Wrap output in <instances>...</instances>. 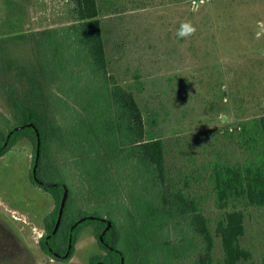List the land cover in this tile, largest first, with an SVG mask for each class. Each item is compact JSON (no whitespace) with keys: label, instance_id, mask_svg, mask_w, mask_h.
Masks as SVG:
<instances>
[{"label":"trees","instance_id":"obj_1","mask_svg":"<svg viewBox=\"0 0 264 264\" xmlns=\"http://www.w3.org/2000/svg\"><path fill=\"white\" fill-rule=\"evenodd\" d=\"M69 13L72 18L63 28L64 51L54 49L56 55L61 50L65 59L55 66L54 75L51 61L47 59L44 66L41 61L43 51L46 57L53 56L52 30L42 31L35 39L39 52L33 59L14 54V45L27 42L26 32L16 29L0 36L1 85L14 118L9 125L8 117L2 115L0 144L12 126L33 121L41 136L38 176L68 187L60 224L49 239L53 250L62 252L71 224L92 214L112 222L104 239L116 250L97 239L106 252L91 256L90 264L97 260L119 264V252L123 264H213L210 218L201 208L203 195L191 190L189 180L201 183L205 177L219 210L214 233L220 237L222 262L241 264L250 257V250L240 243L244 209L264 207V112L239 119L233 127L225 124L213 135L214 140L223 136L234 144L239 158L229 160L214 151L212 158L201 163V170L180 175L175 163L167 161L168 142L146 132L134 93L108 69L98 1L71 0ZM50 110L57 111V116L49 114ZM22 136L32 140L35 148L32 127L14 131L7 148ZM207 143L211 144L209 139ZM53 157L57 161L68 157L70 167L49 164ZM73 175L88 205L86 210H74L82 211L78 216L70 206L74 205ZM43 188L56 201L54 211L44 218L40 238L41 248L49 253L44 236L54 226L63 189ZM86 225L93 227L97 238L105 222L81 221L73 229V242Z\"/></svg>","mask_w":264,"mask_h":264},{"label":"rangeland","instance_id":"obj_2","mask_svg":"<svg viewBox=\"0 0 264 264\" xmlns=\"http://www.w3.org/2000/svg\"><path fill=\"white\" fill-rule=\"evenodd\" d=\"M97 1L109 71L134 93L144 114L146 132L168 142L167 161L174 162L183 175L194 168L201 170V163L212 158L214 151L229 160L239 158L234 144L223 136L214 140L213 135L225 124L233 127L239 119L264 112V0ZM70 6L71 0H0V36L16 29L26 32L27 42L14 45V54L33 59L39 52L35 39L42 31L52 30L50 47L61 49L65 46L63 28L72 18ZM194 6L198 10L194 11ZM182 21L192 22L194 35L177 37ZM64 55L61 50L56 55L54 50L49 58L43 51L41 61L43 66L47 59L51 61L54 75ZM3 92L0 73V119L7 116L11 125L14 118ZM47 112L57 116V111ZM33 153V141L22 136L0 156V210L21 217L12 218L13 223L34 249L39 264H90L91 256L106 252L90 225L79 231L68 260L51 259L41 248L42 217L54 211L56 201L49 191L29 180ZM48 161L70 167L68 157ZM189 180L191 190L203 195L201 208L210 218L213 264H223L220 237L214 233L219 210L213 195L205 177L201 183ZM73 182L74 205L70 206L73 211L86 210L88 205L75 175ZM81 212L74 211V216ZM244 226L240 243L250 250V257L241 264H260L264 255V207H246Z\"/></svg>","mask_w":264,"mask_h":264},{"label":"water","instance_id":"obj_3","mask_svg":"<svg viewBox=\"0 0 264 264\" xmlns=\"http://www.w3.org/2000/svg\"><path fill=\"white\" fill-rule=\"evenodd\" d=\"M24 127H32L34 132H35V150H34L33 164H32V168H31V172H32V176H33L34 180L37 183H39L41 185H44V186H60L63 189L62 190V194H61V198H60V201H59V204H58L57 215H56V218H55L54 226H53L52 230L48 234H46L44 236V242H45L47 248L51 251L52 254H54L57 257H60V258L67 257L70 254V251H71L72 245H73V229L81 221H83L85 219H88V218H92V219H99V220L105 222L104 227L102 228V230L98 234V237H97L98 241L100 243H102L104 246H106L107 248L116 250L112 245H110L104 239V234H105L106 231H108L110 229V227L112 226V222L109 219H107L106 217H100V216H97V215H86V216L78 218L69 227L67 248H66L65 252L64 253H59V252L53 250V248L49 244V239L56 232V230H57V228H58V226L60 224L61 217H62L63 210H64L65 203H66V199H67V196H68V187L64 183H61V182H53V181L41 180V179H39L37 177L36 168H37V164H38L39 157H40V154H41V136H40V133H39V130H38L36 124L33 121H28V122H25V123H22V124H16V125L12 126L8 130L3 143L0 145V151L4 150L6 148L11 134L14 131L22 129ZM119 255H120L119 264H123V262H124L123 255H122L121 252H119ZM94 264H104V263L102 261H96Z\"/></svg>","mask_w":264,"mask_h":264},{"label":"flooded vegetation","instance_id":"obj_4","mask_svg":"<svg viewBox=\"0 0 264 264\" xmlns=\"http://www.w3.org/2000/svg\"><path fill=\"white\" fill-rule=\"evenodd\" d=\"M2 143L3 142H1V144ZM8 144H9V141L7 143V146ZM6 148L0 151V156L6 151ZM33 159H34V153H33L32 163H31V167L29 171L30 172L29 180L33 185H37L43 188L44 185L37 183L32 176L31 168L33 164ZM36 175L39 179L44 180L38 176L37 168H36ZM12 218H21V217H18L15 215L8 216L4 214L2 210H0V264H39L40 261H39L37 254L35 253L34 249L27 244L22 234L20 233L19 229L13 223ZM42 218H47V217L43 216ZM74 245H75V242H73L70 254L65 258H60V257L55 256L54 254L51 253L50 250H49L50 251L49 253L46 251L44 252L51 259L53 258L57 260H68L73 255ZM66 248H67V245L65 249L59 253H64Z\"/></svg>","mask_w":264,"mask_h":264},{"label":"clouds","instance_id":"obj_5","mask_svg":"<svg viewBox=\"0 0 264 264\" xmlns=\"http://www.w3.org/2000/svg\"><path fill=\"white\" fill-rule=\"evenodd\" d=\"M201 3H204V0H200ZM193 10H198V6H194ZM196 32L195 26L191 21H182L180 27L177 29L176 35L178 38H188L194 35Z\"/></svg>","mask_w":264,"mask_h":264},{"label":"crops","instance_id":"obj_6","mask_svg":"<svg viewBox=\"0 0 264 264\" xmlns=\"http://www.w3.org/2000/svg\"><path fill=\"white\" fill-rule=\"evenodd\" d=\"M146 5H147V3L144 4V5L140 4V7L139 8H144ZM138 6H139V4H138ZM100 15H102V14H100ZM101 28H102V25H101ZM102 34H103V28H102ZM103 39H104V37H103ZM104 44H105V39H104ZM105 52H106V48H105ZM106 57H107V52H106ZM107 60H108V58H107ZM108 69H109V67H108Z\"/></svg>","mask_w":264,"mask_h":264}]
</instances>
